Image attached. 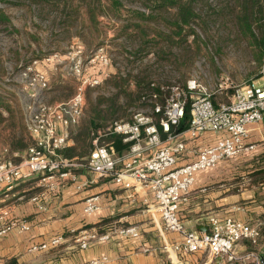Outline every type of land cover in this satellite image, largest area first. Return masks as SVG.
<instances>
[{
  "label": "built area",
  "instance_id": "built-area-1",
  "mask_svg": "<svg viewBox=\"0 0 264 264\" xmlns=\"http://www.w3.org/2000/svg\"><path fill=\"white\" fill-rule=\"evenodd\" d=\"M91 68L101 69L98 76L86 72L81 50L60 54L58 52L35 58L25 65L21 77L25 82L26 101L24 105V126L30 142L23 151L0 152V191H10L20 182L35 181L39 190L30 196L39 210L47 207L49 195L54 194L65 181L78 182L77 188L87 185L88 181H77L75 169L85 168L97 177L109 178L124 188L144 187L153 196L152 210L160 217L167 231L180 236L178 241L165 243L162 250L169 252H205L207 260L195 264H209L216 257L225 256L228 260L237 258L236 245L243 240L257 244L261 231L232 216L208 218L209 230L188 229L179 217L180 203L193 185L196 173L215 167L219 161L249 151L254 144L248 143V125L260 121L264 113V58L256 77L240 84H232L228 78L215 92L230 89L229 99L217 104L212 93L197 77H189L182 84L167 87V94L157 102L156 93L149 102V111L135 110L128 119L110 121L104 135H118L125 150L117 152L113 142L93 140V147L85 162H75L62 157L59 150L71 142L70 128L79 123L84 113L85 88L95 85L107 75L106 68L110 59L99 47L87 57ZM59 66L60 70L78 79L75 92L66 100L48 102L45 90L49 78L40 65ZM56 68V67H55ZM154 99V100H153ZM189 110L186 129L175 132L177 126ZM206 133L217 135L212 143L200 146L194 158L179 164L187 149V143ZM97 196L85 199L84 212L93 213L98 209ZM29 230L30 224L11 215L6 206L0 205V235L14 230ZM123 236L138 237L139 230L134 224L119 227L116 231ZM109 233L97 234L83 231L76 237L81 248L90 239H107ZM55 237L40 247L46 248L59 243ZM144 252H151L148 247ZM247 258L256 264L260 261L258 253L248 252ZM103 258L92 259L88 264H101ZM178 264H190L179 261Z\"/></svg>",
  "mask_w": 264,
  "mask_h": 264
},
{
  "label": "rangeland",
  "instance_id": "rangeland-1",
  "mask_svg": "<svg viewBox=\"0 0 264 264\" xmlns=\"http://www.w3.org/2000/svg\"><path fill=\"white\" fill-rule=\"evenodd\" d=\"M116 1L120 4H116ZM233 1L196 0L194 7L199 17L192 21L191 27L202 38L200 51H197L189 35L186 42L172 44L159 40L156 46L149 43L147 52L135 55L134 52L146 37L134 32V26L126 25L140 21L136 11L149 13L146 0H0V12L9 19L6 21L0 17V98L9 101L13 111L9 116L0 107L4 117L0 121V152L12 147L11 144L19 139L26 145L30 142L24 126L26 90L20 74L23 67L35 58L56 52L65 54L81 50L86 72L93 74L97 68L90 69L87 57L102 46L110 59V65L105 70L107 73L119 69L122 74H138L155 84L170 85L182 84L194 76L212 93L214 102L227 101L226 96L215 92L224 78L227 77L232 84L246 82L256 77L264 58V49L258 60L256 56L260 54L259 49L248 45L239 35L234 20L236 11L230 9ZM89 11L93 12L94 19ZM163 14L173 16L174 10ZM149 23L158 29L170 31L163 21ZM151 36L152 33L147 38ZM130 54L136 57H129ZM40 68L46 71L49 78L48 89L44 92L46 101L66 100L75 92L78 84L75 76L60 70L59 66L41 64ZM131 76L127 83L128 91L135 88ZM114 91L115 88L103 84V80L93 86H86L83 116L78 124L70 128L72 141V133L78 131L79 125L88 122L92 105L100 100L102 105L99 108L104 109L106 97ZM128 98L130 93L122 95L117 103L123 104ZM149 107L148 101L133 105L122 117H129L137 109L149 111ZM104 123L105 126L99 127L94 137L101 133L99 140L107 142L110 135L103 133L110 119ZM25 147L19 150L23 151ZM86 160L85 157L82 162ZM259 227V242L263 243L264 223Z\"/></svg>",
  "mask_w": 264,
  "mask_h": 264
},
{
  "label": "crops",
  "instance_id": "crops-1",
  "mask_svg": "<svg viewBox=\"0 0 264 264\" xmlns=\"http://www.w3.org/2000/svg\"><path fill=\"white\" fill-rule=\"evenodd\" d=\"M248 128L247 142L254 144L253 149L196 173L179 207V217L188 229L208 231V218L212 215L232 216L258 227L264 223V180L249 174L264 155V113L260 121L249 124ZM216 137L206 133L188 142L179 164L194 158L200 146L212 143ZM120 145L117 152L126 148L122 141ZM75 172L77 181L87 180V185L77 188L78 182L65 181L49 195L44 210L30 201V196L39 190L33 180L20 182L10 191H0V205L6 206L12 216L30 224L29 230L14 229L0 235V264H88L92 259L103 257L101 264H178V260L195 264L207 260L206 253L201 251L187 254L162 250L165 243L178 241L180 236L164 229L160 217L151 208L154 199L149 190L126 189L85 168ZM89 196H97L99 206L91 214L84 212L85 199ZM130 224L138 227V237L116 232L119 227ZM83 231L109 233V237L90 239L87 247L81 248L76 237ZM55 237H61L59 243L40 247ZM144 247L152 251L144 252ZM236 251L237 258L232 261L222 256L213 258L209 264H256L247 258L248 252L258 253L260 261L264 260V242L252 244L243 240L236 245Z\"/></svg>",
  "mask_w": 264,
  "mask_h": 264
},
{
  "label": "trees",
  "instance_id": "trees-1",
  "mask_svg": "<svg viewBox=\"0 0 264 264\" xmlns=\"http://www.w3.org/2000/svg\"><path fill=\"white\" fill-rule=\"evenodd\" d=\"M36 2V0H33ZM40 1V0H39ZM50 1V0H49ZM150 9L149 13L145 11H136L137 18L140 21H134L129 23L126 26H134V32L141 34L146 37L142 39V45L140 46L136 53L146 51V47L149 43L153 45H158L159 40L168 41L169 43H181L186 42L189 35L193 38V43L195 44L197 51H200L202 43V38L198 32L191 27L192 21L196 17H199L198 13L195 12L194 4L196 0H146ZM58 2V0H56ZM116 4H120L119 1H116ZM171 9L174 10L173 16H165L163 13L169 12ZM231 10H235L234 15L235 25L239 35L245 39L250 46H254L259 49L260 54L256 56L259 60L261 59V52L264 49V0H234L230 7ZM230 10V11H231ZM91 18L94 17L92 11H89ZM232 13V11H231ZM0 17L3 20L8 21V17L0 12ZM94 19V18H93ZM147 21V23L145 22ZM162 22L167 26L170 31L166 32L164 30L158 29L156 26L152 25L149 22ZM145 27H147L145 29ZM257 30V31H256ZM153 34L151 38H147V35ZM157 40V41H156ZM156 43V44H155ZM133 53V54H134ZM129 57H136L132 54L128 55ZM40 58V57H39ZM100 70V71H98ZM93 73V75L98 76V73L101 72V69H98ZM131 75L129 73H121V70H117L114 73L108 72V75L103 79V84L112 85L115 88V91L111 96L106 97L104 109H100L99 105H102V101L98 100L91 108V114L87 123H82L79 125L78 131L72 133L73 143L59 150V154L62 157L68 158L75 162H82L87 159L90 149L93 147L94 135L96 134L99 127H104L105 121L110 119H128L127 117H122L125 111L127 112L128 108L131 106H137L139 104L145 103L144 99L152 98V94L156 93V101L161 102L165 95L167 94V87L169 83L164 84H155L153 81L147 79V77H140L138 74H135L132 77L133 84L135 88L132 91H128L127 83ZM130 93V98L126 100L123 104L117 103V100L122 98V95H127ZM229 99L231 95V90L226 89L221 93ZM154 100V99H153ZM213 100V96H212ZM214 102V100H213ZM217 104V102H214ZM98 104V107L96 106ZM0 107L5 109L9 116L13 112L11 110L9 101L0 98ZM98 109H97V108ZM103 112H106L104 114ZM132 114V113H131ZM4 117L0 113V121ZM189 120V110L186 108L183 118L177 126H173L172 129L175 132H180L188 126ZM113 140L115 148L119 149L122 146L120 145L121 141L117 135L111 134L108 138ZM28 144V143H27ZM10 150H21L24 146H27L22 139L17 140L11 144ZM26 148V147H25ZM250 176L257 178L259 181L264 180V155L258 160V163L250 171Z\"/></svg>",
  "mask_w": 264,
  "mask_h": 264
},
{
  "label": "water",
  "instance_id": "water-1",
  "mask_svg": "<svg viewBox=\"0 0 264 264\" xmlns=\"http://www.w3.org/2000/svg\"><path fill=\"white\" fill-rule=\"evenodd\" d=\"M167 264H172V263H170V262H167Z\"/></svg>",
  "mask_w": 264,
  "mask_h": 264
}]
</instances>
